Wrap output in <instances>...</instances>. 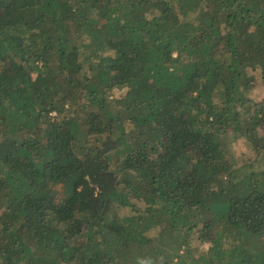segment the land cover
I'll return each mask as SVG.
<instances>
[{
    "label": "trees",
    "instance_id": "1",
    "mask_svg": "<svg viewBox=\"0 0 264 264\" xmlns=\"http://www.w3.org/2000/svg\"><path fill=\"white\" fill-rule=\"evenodd\" d=\"M257 66L264 0H0V264H264Z\"/></svg>",
    "mask_w": 264,
    "mask_h": 264
},
{
    "label": "clouds",
    "instance_id": "2",
    "mask_svg": "<svg viewBox=\"0 0 264 264\" xmlns=\"http://www.w3.org/2000/svg\"><path fill=\"white\" fill-rule=\"evenodd\" d=\"M249 74H254L257 76V79H260V74L262 72H264V68H261L259 66H257L254 70L252 68L248 69ZM127 86H124L123 88H120L119 86H116L113 88V92L115 94L116 97H120L123 93H125L127 91ZM255 91H260V89H256ZM232 149L233 151L236 152L237 155H239L241 150H247L244 148V145L242 143V141H236L232 144ZM200 243L199 241H193V244H197ZM141 264H150L149 261H142Z\"/></svg>",
    "mask_w": 264,
    "mask_h": 264
},
{
    "label": "rangeland",
    "instance_id": "3",
    "mask_svg": "<svg viewBox=\"0 0 264 264\" xmlns=\"http://www.w3.org/2000/svg\"><path fill=\"white\" fill-rule=\"evenodd\" d=\"M254 98H255V100L256 101H263L264 100V91H261V92H259L258 94H256V95H254ZM244 140V139H243ZM237 141H241V140H237ZM236 142V141H235ZM243 143V145H244V148L245 149H247V150H241L240 151V153H239V155H237V156H240L241 154H243V153H245V152H247V154L245 153V155L244 156H250L251 155V153H250V151H248V149H249V143L247 142H242ZM250 150V149H249ZM236 153V152H235ZM241 158V157H240ZM239 159V158H238ZM127 210V209H126ZM124 212H128L129 213V210L128 211H123V213ZM210 246V244L208 243V242H205V243H202L201 245H200V248H205V249H208V247ZM145 252V251H144ZM143 252V254L141 253V254H139V255H137V257H136V259H137V262H138V264H141V262L142 261H150V258L152 257V254L151 253H149V252H146V253H144Z\"/></svg>",
    "mask_w": 264,
    "mask_h": 264
}]
</instances>
